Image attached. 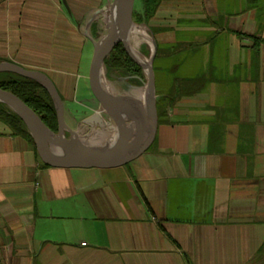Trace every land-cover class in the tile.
<instances>
[{"label":"crops","instance_id":"0c3cea01","mask_svg":"<svg viewBox=\"0 0 264 264\" xmlns=\"http://www.w3.org/2000/svg\"><path fill=\"white\" fill-rule=\"evenodd\" d=\"M113 1L0 0V62L48 75L93 143ZM148 25L157 100H177L137 159L44 166L0 121V264H264V0H163Z\"/></svg>","mask_w":264,"mask_h":264},{"label":"water","instance_id":"95a60500","mask_svg":"<svg viewBox=\"0 0 264 264\" xmlns=\"http://www.w3.org/2000/svg\"><path fill=\"white\" fill-rule=\"evenodd\" d=\"M136 0H114L106 9V34L94 41V54L90 69V83L101 109L84 119L83 125L101 131L99 143L92 142V131L73 129L65 119L64 103L53 80L43 72L33 71L13 62H0V72H13L39 81L50 92L57 109L59 131H52L41 117L21 98L0 88V102L6 104L24 121L34 139L42 162L60 168H117L137 159L146 152L156 138L159 116L157 109L156 75L154 60L157 45L149 65L141 63L131 51L129 36L135 24ZM123 42L131 58L147 74L142 85L108 80L105 59L114 47ZM112 83V86L110 85ZM147 89L146 101L141 89Z\"/></svg>","mask_w":264,"mask_h":264},{"label":"trees","instance_id":"16d2710c","mask_svg":"<svg viewBox=\"0 0 264 264\" xmlns=\"http://www.w3.org/2000/svg\"><path fill=\"white\" fill-rule=\"evenodd\" d=\"M162 1L163 0H141L144 9L143 14H138L134 10V21L136 23L148 24L150 19L155 15ZM258 42H264V40L259 39ZM160 54V48L157 46L155 60L158 59ZM105 65L108 70H116L124 77H131L132 82L137 85H142L145 80L143 68L131 58L126 51L123 42H119L114 47L110 55L105 59ZM0 88L12 92L21 98L41 117L52 131L58 133L59 123L55 102L48 89L39 81L13 72H0ZM176 100V98H172L166 103L162 100H157L159 121L164 112H166ZM0 121L9 127L14 134L21 135L34 143V139L22 118L12 111L6 104L1 102ZM43 165L48 166L45 163H43Z\"/></svg>","mask_w":264,"mask_h":264},{"label":"rangeland","instance_id":"374dc122","mask_svg":"<svg viewBox=\"0 0 264 264\" xmlns=\"http://www.w3.org/2000/svg\"><path fill=\"white\" fill-rule=\"evenodd\" d=\"M135 12L138 13V14H143V5H142V2L141 0H136L135 2ZM107 16H108V12H106V19H107ZM138 16V15H137ZM135 24L139 27H141L143 29V31H145L148 36L150 37V39H147V38H143V37H140L139 39L137 40H131L130 42V45L140 54L142 55L144 58H147L150 60L151 56H152V53L154 51V40H155V37L154 35L152 34L150 28H149V25L146 24V23H136ZM107 31V30H106ZM91 51V49H90ZM91 63H92V59L91 61L89 62V65L91 66ZM155 70V69H154ZM105 72V76L108 80H111V81H119L121 78H123L124 76L116 71V70H108L107 68L104 70ZM144 73V76H145V80L144 82L147 81V74L143 71ZM126 82H128L129 84H136L134 82H132V79H129L127 80ZM80 87L82 88L83 87V84L80 83ZM88 93L90 94V92L88 91ZM76 98H81L80 97V92L78 94H76Z\"/></svg>","mask_w":264,"mask_h":264},{"label":"bare ground","instance_id":"6f19581e","mask_svg":"<svg viewBox=\"0 0 264 264\" xmlns=\"http://www.w3.org/2000/svg\"><path fill=\"white\" fill-rule=\"evenodd\" d=\"M140 37H143V38H147V39H150V37L148 36V34L143 31V29L137 25H134L131 29V33H130V36H129V44L131 42V40H137L139 39ZM131 51L133 52V54L135 55V57L141 62L143 63L145 66H148L149 65V59L147 58H144L142 55H140L132 46H131ZM112 86V83L110 84ZM143 97V99L146 101V97H147V89L146 88H143L139 91Z\"/></svg>","mask_w":264,"mask_h":264}]
</instances>
